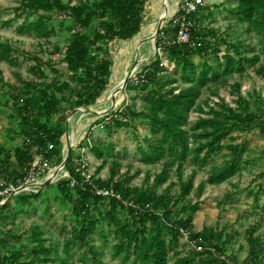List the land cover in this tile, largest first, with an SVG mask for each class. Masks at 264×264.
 <instances>
[{
	"label": "trees",
	"instance_id": "1",
	"mask_svg": "<svg viewBox=\"0 0 264 264\" xmlns=\"http://www.w3.org/2000/svg\"><path fill=\"white\" fill-rule=\"evenodd\" d=\"M145 3L146 0H18L13 7L14 16L24 15L15 27L18 33L31 32L37 38L47 39L57 33L52 17L59 18V25L68 35L62 60L69 78L55 79L49 84L20 78L17 90L10 92L19 118L20 141L11 147L0 141V174L15 178L38 150L50 160L54 156L59 161L62 159L60 137L64 132V116L60 110L63 103L71 108L86 106L100 95L111 73L112 58L107 43L115 38L128 39L139 31ZM231 10L255 24L263 35L261 48L264 51V0H237ZM196 13L188 14L192 23L187 40H164L161 31L171 36L174 30L167 22L156 36V46L163 50L168 61L179 68V79L186 85L175 90L172 83L176 77L163 73L164 64L155 51L153 59L143 63L136 71V74H144L145 81L130 83L132 87L143 90L142 99L146 107L138 111L130 106L116 109L112 113L117 116L112 115L106 122L117 127L126 124L123 120L125 114L146 118L151 136L145 137L146 146H140V159L147 164L163 159L160 170L154 173L153 187L149 189L128 184L134 173L115 178V163L110 166L107 177L92 174L91 182H81L71 152L67 156L64 167L69 177L59 179L56 186L60 195L71 204L75 225L64 241V250L68 252L74 241L86 243L85 256L82 257L84 262L89 257L92 264H103L99 250L88 241V235L100 228V235L106 241L107 233L102 230V222L105 221L113 228L111 254L120 258V264H188L195 257V264H225L220 254L240 264L237 257L224 253L227 238H221V231L209 226H202L200 230L193 228V214L200 204L198 200L186 202L184 196L193 188L195 170L183 179L182 168L187 156L198 166H203L213 154L223 148L227 150L226 157L211 165L206 179L197 183L198 194L205 183L222 182L240 171L245 145L233 141L232 132L253 126L264 130V110L257 113L251 108L249 100L239 93L234 98L235 105H230L220 96L216 105L210 104L208 98L203 102H198L197 98L201 87L234 71H243L246 64L258 62L260 54H245L237 43L231 44L233 52L226 49L219 54L220 43H213L207 38L205 30L197 22ZM12 50L14 47L9 41L0 39V59L13 62L14 57L9 55ZM194 55L201 57V61L197 63ZM208 57H214L220 67L211 64ZM33 58L35 62L29 67L31 73L46 77L43 65L52 73L58 72L51 60L38 56ZM256 70L264 78V65L259 64ZM8 85L11 86L10 83ZM213 92L217 94L216 90ZM190 109L198 111V115L186 126ZM227 137L229 141H225ZM48 143L52 146L47 149ZM34 146H37L36 150ZM89 148L102 156L101 147L90 145ZM172 166H175L179 187L170 203L171 196L167 192H157L155 187L167 180ZM70 177L76 178L74 185H70ZM174 183L170 181L166 187ZM94 186L111 187L118 196L96 193ZM39 192L17 194L18 200L36 197ZM101 202L106 206L103 213L96 211L97 204ZM4 205L5 202L0 207ZM261 219L264 221V216ZM181 229L186 230L188 238L201 248L193 246L190 255H179L177 250L170 255L169 249L177 243ZM255 229L256 224H250L245 229V260H249L250 264H258L260 255V236L254 233ZM31 230L35 243L30 244L26 252L5 249L0 252V264L54 261L49 255L51 247L40 241L38 226L33 225ZM170 257H173L172 260H169ZM55 264H69L68 257L57 259Z\"/></svg>",
	"mask_w": 264,
	"mask_h": 264
},
{
	"label": "rangeland",
	"instance_id": "2",
	"mask_svg": "<svg viewBox=\"0 0 264 264\" xmlns=\"http://www.w3.org/2000/svg\"><path fill=\"white\" fill-rule=\"evenodd\" d=\"M178 1L169 0L171 13L161 26L175 11ZM236 1L212 0L197 11L198 21H196L205 30L208 39L213 43H220L219 54L226 49L233 52L231 44L237 43L243 53H259L260 59L254 64H246L243 71H234L222 76L218 81L201 87L197 101L203 102L208 98L210 104L216 105L220 96L230 105H235L234 98L239 93L246 97L251 108L259 113L260 110H264V78L256 69L259 64L264 65V51L261 48L263 35L255 24L231 10ZM17 4L18 0H0V39L9 41L14 47L9 54L14 57L13 62L0 59L3 73V80L0 81V141L10 147L20 141L19 118L10 97V92L17 90L16 86L20 84V78L39 84H49L55 79L69 78L62 60L68 35L59 25V18L52 17L51 22L57 33L47 39L37 38L31 32L18 33L15 27L24 15L14 16L13 7ZM159 10V0H146L140 28L141 30L144 28L142 34H138L139 31L141 32L139 29L128 39L115 38L107 43V50L112 58L111 73L95 101L86 106L73 108L63 103L60 110L64 116V132L60 137L62 159L71 152L72 162L75 163L82 147H85L83 154L88 161L89 171L95 177H107L110 166L115 163V178H123L134 173L127 183L149 189L153 187L154 173L160 170L163 159L149 164L140 159V146H146L145 137L151 136L146 118L142 115L125 114L123 120L126 124L117 127L108 125L105 120L106 115L118 108L124 109L130 106L135 111L145 108L146 102L142 99L143 90L132 87L130 85L132 82L127 79L119 88L120 99L114 104L108 102L106 92L115 80L139 71L143 63L153 59L155 51L164 64L163 73L176 77V81L172 83L175 90L186 85L179 79V68L165 58L161 48L157 49L158 31L155 33L154 29ZM138 41L141 43L138 44ZM33 56L51 60V64L58 69V72L52 73L46 65H43L42 68L47 73L46 77L31 73L29 67L35 62ZM193 58L197 63L201 61V57L197 55ZM207 59L215 67H220L214 57ZM213 90H216L217 94ZM197 115L198 111L190 109L186 126L194 121ZM232 135L233 141H240L245 145L240 171L222 182L205 183L201 193L198 194L197 183L206 179L211 171V165L218 164L226 157L227 150L223 148L213 154L203 166H198L187 156L182 168V178L185 179L192 170H195V174L193 188L184 196V200L186 202L198 200L200 204L193 214V228L200 230L202 226H209L221 231V238H227L224 253L237 257L240 264H250L249 260H245L247 249L245 229L250 224H256L254 233L260 236L261 246L258 264H264V221L261 219L264 216V130L253 126L249 129L235 130ZM229 139L227 137L225 141ZM90 145L101 147L102 156L99 157L89 148ZM62 159L59 161L54 156L50 160L49 168L40 178L38 196L20 201L18 195H14L6 199L5 205L0 207V252L7 248L26 252L27 247L35 243L31 229L33 225H37L40 241L51 247L49 255L54 261L36 264H55L57 259L65 256L68 257L69 264H92L89 257L86 262L82 260L86 252V243L74 241L68 252L64 250V241L70 236L75 220L70 202L60 195L56 186L57 181L66 176V168L64 165L61 166ZM102 160H104L103 164L96 170ZM49 172H53L54 175L45 182ZM170 181L175 183L166 187ZM178 187L176 169L172 166L167 180L155 189L157 192H167L171 196L169 200L171 203L178 192ZM105 208V204L101 202L97 204L96 211L103 213ZM119 214L122 215L121 211ZM102 230L107 233L106 241L100 235V228L88 235V241L99 250L103 264H120V258L111 254L110 245L114 240L112 226L103 221ZM192 248V239L181 234L177 243L170 247L169 253L173 255V251L177 250L179 255H190ZM172 258L170 257L169 260ZM195 259L188 264H195Z\"/></svg>",
	"mask_w": 264,
	"mask_h": 264
},
{
	"label": "built area",
	"instance_id": "3",
	"mask_svg": "<svg viewBox=\"0 0 264 264\" xmlns=\"http://www.w3.org/2000/svg\"><path fill=\"white\" fill-rule=\"evenodd\" d=\"M211 1L212 0H179L177 2L175 11L168 17L166 21L172 28H174V30L171 36H166L161 31L160 35L162 38L167 42L187 40L189 37V27L192 23L188 17V14L200 10ZM161 27L162 26H160V28ZM157 49L160 50V47H157ZM127 79H129V81L132 83L145 81L144 74H136V72L130 73ZM118 109L120 110L121 108ZM112 115L117 116L116 113H109L105 116L106 122L110 120ZM51 146V143H48L47 149ZM33 148L36 150L37 146H34ZM84 148L85 147H82L81 153L74 163V168L79 174L81 182H91L92 172L88 169V161L83 154ZM47 149H45V151H47ZM49 162L50 159L44 155L41 150H38L35 153L34 158L23 166L21 174L17 175L15 178L10 179L0 174V204L14 195L37 191V189L40 187L41 176H43L46 170L49 168ZM66 176L69 177V172L67 170ZM76 182V178L70 177V185H74ZM94 191L105 196H118V193L114 192L111 187L94 186ZM181 234L188 238L186 230L181 229ZM192 245L197 249L201 248L200 246L194 245V240H192ZM220 257L224 259L225 264H238L232 258L227 257L224 254H220Z\"/></svg>",
	"mask_w": 264,
	"mask_h": 264
},
{
	"label": "bare ground",
	"instance_id": "4",
	"mask_svg": "<svg viewBox=\"0 0 264 264\" xmlns=\"http://www.w3.org/2000/svg\"><path fill=\"white\" fill-rule=\"evenodd\" d=\"M160 1V10H159V14H158V19H157V24H161L166 17L171 13V5L169 0H159ZM149 25V24H148ZM145 26V25H144ZM150 27V26H149ZM153 27V26H152ZM156 29V28H155ZM154 29V31H155ZM141 30V29H140ZM144 30V28H143ZM143 30H141V32L139 31L138 34H142ZM153 32V31H152ZM144 42V41H143ZM141 42L138 41V44H140ZM142 47V46H141ZM143 50V49H142ZM152 53V52H151ZM123 77H120L118 80H115L113 82V85L108 89V91L106 92V98L108 99V102L110 104H114L115 102H117L120 99V95H119V89H115L116 87H120L121 83H122ZM121 91V90H120ZM98 110V109H97ZM102 111V109H101ZM84 115V114H83ZM82 115V116H83ZM81 116V115H80ZM72 117V116H71ZM72 130V129H71ZM68 140V139H67ZM54 175L53 172H50L47 175L48 179H51L52 176Z\"/></svg>",
	"mask_w": 264,
	"mask_h": 264
},
{
	"label": "water",
	"instance_id": "5",
	"mask_svg": "<svg viewBox=\"0 0 264 264\" xmlns=\"http://www.w3.org/2000/svg\"><path fill=\"white\" fill-rule=\"evenodd\" d=\"M161 24H162V23H161ZM161 24H158V25H157V27H156V29H155V33L158 31V29L160 28ZM127 77H128V75H125V76L123 77V80H122V83H121L120 87L123 86L124 82L127 80ZM120 87H116L115 89L117 90V89H119ZM68 151H69V148H68ZM66 159H67V156L64 157V158L62 159V163H61V165H64V164H65ZM48 180H49V179L47 178V179L45 180V182H47Z\"/></svg>",
	"mask_w": 264,
	"mask_h": 264
}]
</instances>
